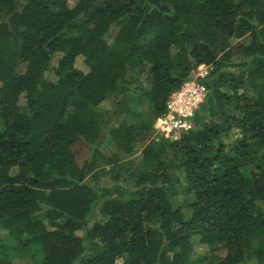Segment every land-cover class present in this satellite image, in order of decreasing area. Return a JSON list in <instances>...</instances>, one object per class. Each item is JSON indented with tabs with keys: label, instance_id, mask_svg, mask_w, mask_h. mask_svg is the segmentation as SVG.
<instances>
[{
	"label": "trees",
	"instance_id": "trees-1",
	"mask_svg": "<svg viewBox=\"0 0 264 264\" xmlns=\"http://www.w3.org/2000/svg\"><path fill=\"white\" fill-rule=\"evenodd\" d=\"M201 65L192 129L156 142ZM0 230L35 264H264V0H0Z\"/></svg>",
	"mask_w": 264,
	"mask_h": 264
},
{
	"label": "built area",
	"instance_id": "built-area-1",
	"mask_svg": "<svg viewBox=\"0 0 264 264\" xmlns=\"http://www.w3.org/2000/svg\"><path fill=\"white\" fill-rule=\"evenodd\" d=\"M212 71V66L201 65L190 80L170 96L166 112L157 118L153 126L156 142L177 141L192 129L193 121L208 97L209 90L204 81Z\"/></svg>",
	"mask_w": 264,
	"mask_h": 264
},
{
	"label": "rangeland",
	"instance_id": "rangeland-1",
	"mask_svg": "<svg viewBox=\"0 0 264 264\" xmlns=\"http://www.w3.org/2000/svg\"><path fill=\"white\" fill-rule=\"evenodd\" d=\"M105 109L111 108V103L104 104ZM148 105L145 104L144 107L140 108V112L143 115H147ZM141 150V148L139 149ZM75 154L77 156V161L80 166H82L87 160L89 156V150L84 146H76ZM99 169L104 168L105 170H109L110 167H105L103 165H99ZM93 181V180H92ZM109 182L108 176H101L99 178V184L101 186H106ZM181 197V194L179 195ZM0 244H2L1 250L5 255H8L12 260L13 264H35L38 261V256L33 258V250L29 248L20 247L8 234L5 230H0ZM227 251L222 247H216L214 250L209 251L206 246L197 245L194 250V255L191 259L190 264H215L218 259H222L226 256Z\"/></svg>",
	"mask_w": 264,
	"mask_h": 264
}]
</instances>
